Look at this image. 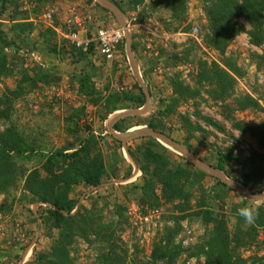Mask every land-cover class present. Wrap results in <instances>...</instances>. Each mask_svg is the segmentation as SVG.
<instances>
[{
  "label": "trees",
  "instance_id": "1",
  "mask_svg": "<svg viewBox=\"0 0 264 264\" xmlns=\"http://www.w3.org/2000/svg\"><path fill=\"white\" fill-rule=\"evenodd\" d=\"M46 1L35 0L37 8L33 10V14L41 13V8ZM110 1L124 14L143 2V0ZM151 1L154 12L161 10L170 14L168 21L162 19L168 31L177 32L181 29L185 32L192 31L193 25L186 24L188 10L186 0ZM8 3V0H0L2 8L0 16L8 11ZM199 3L206 20L200 34L206 46L217 53L221 63L200 61L194 87L175 77L171 81L172 98L169 101L162 100L163 108L148 119L139 121L140 125L148 126L156 132L169 136L167 119L177 114L178 107L182 103L197 100L203 94H207L211 101L222 104L224 119L233 121L232 126L235 129L242 134H250L264 149V126L250 127L244 122L234 121L236 112H264V107L260 103V100L264 102V86L260 89H257V86L252 87V92L258 96L259 101L248 94L237 96L238 80L244 79L247 72L238 65L235 58L227 56L229 48L241 35L247 36L251 47L264 50V0H199ZM97 7L109 14L98 4ZM34 29L28 17H23L14 25V33L18 35L19 45L22 39L30 37ZM50 38L56 39V34L48 29L43 39L49 43ZM0 43L3 46H0V78L18 77L16 88L7 89L0 96V123L4 125V130L0 131V197L11 195L23 181V191L26 194L22 200L29 204L39 203L48 206L43 207L40 214L47 231L53 238L51 247L47 251L36 252L30 264H78L79 241H83L95 252L94 264H179L184 253H188L190 257L205 256L207 264H264V257L244 259L241 255V251L257 244L259 231L264 229V203L257 207L258 215L247 229L243 228V220L238 216V222L234 225V231L231 234L226 216L222 212L218 215L214 208L217 201L225 203L234 190L217 179L211 190H204L202 183L209 177L208 175L199 171L183 157L181 159L184 164L172 162L169 149L159 143H157L159 147H154L150 141L145 144V147H138L136 152L129 151L142 174V184L139 188L137 187L141 191L140 200L148 209L172 205L173 214L165 217L167 221L163 233L160 234L161 240L154 245L149 259L145 261L136 257L130 261L129 250L123 247L118 234L120 230L124 231V226L128 224L125 208L116 205L114 208L116 218L109 221L98 215L95 208L88 210L83 206L79 207L78 200L70 197L75 187L84 185L97 188L108 177L105 157L96 135L89 127H86V136L79 137L85 126L81 122L85 118L86 107L75 109L64 120L67 133L75 137L74 142L68 143L66 147L48 156L38 153L35 140L25 135L14 121L15 107L17 102L28 94L41 86L56 83L58 78L55 73L40 67L28 69L23 61L17 63L19 68H12L11 64L14 62L5 54L6 48L11 44L6 42L3 33H0ZM123 46L124 44L122 49ZM17 48L20 49V47ZM56 48L57 45H54V52L57 51ZM176 48L177 46H174V49ZM133 50L137 52L135 43ZM70 52L78 61L95 55L93 46L88 54L73 46ZM188 54L189 51H186L184 55L177 53L173 56L178 60L180 55L186 58ZM250 61L261 71L264 67V54L260 55L257 51H252ZM73 80L78 83L79 95L86 100V103L101 107L103 112L101 119L104 122L111 114L119 110H137L146 104V96L138 85V92L112 91L107 87L105 90L108 94L104 97L96 88L91 73L76 74ZM196 116L208 125L220 131L224 130L212 119L201 117L199 112H196ZM177 119L186 134V141L182 145L196 155L190 145L191 140L195 139L197 132H202V136H209V134L203 131L199 124H194L189 116L179 115ZM128 122V119L121 121L115 126V130L119 133L127 132L131 128ZM37 154H40V161L45 160L42 165L45 176H42L39 169L26 170L19 165V161L31 160ZM230 160L238 162L240 159L233 157L232 152L219 153L217 164L213 168L230 176L226 170V163ZM239 163L245 164V161L240 160ZM246 164L249 172L243 175L241 184L246 189H250L251 185L255 186L264 182L262 155L254 154V157ZM132 172L133 168L130 166L123 180L130 179ZM235 180L240 181L238 178ZM196 192L201 194L194 206L192 202L196 198ZM242 201L244 205L248 203L247 200L242 199ZM15 202L13 200L12 204L7 206L8 213L11 212ZM238 208L240 205H235L234 213L237 214ZM0 209L3 212L4 209L1 207ZM143 212L146 214V211ZM183 221H200L203 226L211 227L202 236L201 243L189 250L183 249L181 244L175 242L183 231L181 225ZM170 222H174V226L168 225ZM136 254H140L139 249H136Z\"/></svg>",
  "mask_w": 264,
  "mask_h": 264
},
{
  "label": "rangeland",
  "instance_id": "2",
  "mask_svg": "<svg viewBox=\"0 0 264 264\" xmlns=\"http://www.w3.org/2000/svg\"><path fill=\"white\" fill-rule=\"evenodd\" d=\"M8 1V11L0 16V33H3L6 42L11 44L5 50V54L14 62L11 67L19 68L17 63L23 61L28 69L40 67L43 70L55 73L58 78L56 83L50 86H41L18 101L13 116L14 121L25 132V135L27 134L30 139L35 140L37 152L48 156L52 152L66 147L68 143L75 141V137L67 133L64 120L75 109L82 106L86 107L85 118L81 122L85 126H83L84 130L79 134V137L86 136V127H89L96 135L105 157L108 177L97 188L84 185L75 187L70 197L78 200L79 207L83 206L88 210L95 208L98 215L109 221L116 218L115 206H123L128 224L124 226V231L120 230V233H118L122 245L128 248L130 261L136 259V257L147 261L152 254L154 245L161 240L160 234L163 233L167 221L165 217L173 214V207L172 205H165L158 209H148L146 205L144 206L140 200L141 191L138 189L142 184V174L136 167L129 151L136 152L138 147H145V144L149 141L154 147H157L159 142L151 137H141L124 145L111 134L109 135L105 129V127L107 128V120L114 114L124 111L131 112V110L115 112L104 122L101 119L103 116L101 107H94L86 103V100L79 95L78 83L73 80V76L76 74L91 73L96 88L102 92L104 97L108 94V91L105 90L107 87L112 91L131 90L138 92L137 87L141 88V86L131 70V62L129 63L125 52L126 44L124 43L123 49L121 46L120 55L117 59L108 63L97 56H90L88 59L78 61L74 56L69 55L68 50L66 51V49L72 47L67 41L60 40L59 42L50 38L48 43L43 39V35L48 29L53 31L54 26H63L65 19L71 16V12L83 15H86V13L93 14L95 19L98 20L93 24L94 28H98L103 23L110 25L118 22L112 14H110L112 16L107 15L97 7L94 0L91 2L88 0H47L41 8L42 12L38 14H33V10L37 8L35 0ZM152 3L151 0H143L141 4L124 14L126 19H130L134 12H137L138 15L136 16L137 22L132 24V27H134V31L131 32L132 49L135 43L137 52L134 53L136 54V63L139 64L137 68H139L146 89L150 94L151 109L146 115L127 118L131 128L121 134H126L134 129L139 131L149 128L140 125V122L142 119H148L155 112L161 110L163 108L162 100L169 101L172 98L171 81L175 77H179L187 85L194 87L200 61L221 63L217 53L206 46L203 36L200 34L206 20L199 0H186L188 7L186 24L193 25L192 31L189 32L182 29L177 32L168 31L162 19L168 21L170 14L161 10L154 12L151 8ZM137 8L140 10L138 11ZM1 10L0 5V13ZM23 17H28V21L33 23L35 29L30 37L22 39L19 45L18 35L14 33V25L19 23ZM195 29L198 30V35L195 34ZM54 45L64 47L66 52L63 49L60 54L55 53L53 51ZM0 46H2L1 43ZM174 46H177V48L174 49ZM17 47H20V49L18 50ZM186 51H189L186 58L180 55V59L177 60L173 56L177 53L184 55ZM252 51H257L260 55L264 54V50L250 46L246 35H241L231 45L227 56L235 58L238 65L247 72L244 79L238 80L236 95L248 94L258 100V96L252 92V87L257 86V89H260L264 86V67L259 71L256 64L250 61ZM17 84L18 77L16 76L0 78V96L7 89H15ZM260 103L264 107V102L260 100ZM142 109L140 110L142 111ZM196 112H199L203 118L212 119L224 130L220 131L208 125L203 119L196 116ZM223 112L221 103H214L207 94H203L197 100L182 103L178 107L177 114L167 119V130L170 132L167 136L182 145L186 141V134L177 118H179V115L189 116L194 124H199L203 131L209 134V136H202V132H197L195 139L191 140L190 145L196 152V156L213 167L217 164L219 153L229 154L232 152L233 157L245 161V164H240V160L238 162L230 160L226 163V170L230 176L225 174L232 180L238 178L240 180L238 183L241 184V178L249 172L246 163L254 157V154L262 155L264 159V149L258 145L250 134H242L238 129H235L232 126L233 121L224 119ZM127 116L121 115L120 118ZM234 119L236 123L241 121L250 127L264 126V112L260 111L236 112ZM3 130L4 125L0 123V131ZM107 130L109 131L108 128ZM160 145L168 149L165 143ZM244 148L248 149L243 150ZM169 152L172 162L184 164L179 154L172 150H169ZM39 155H34L28 161H19V165L26 170L39 169L42 176H45L42 170L45 160L40 161ZM130 166H132L134 174L130 179L123 180ZM23 184L22 181L18 189L12 191L11 195L0 197V207L4 209L3 212L0 209V264H30L34 260L36 252L47 251L52 245L53 238L47 231L43 217L40 214L41 209L48 206L39 203L29 204L22 200L26 194L23 191ZM202 185L204 190H211L215 185V178L207 177ZM240 191L246 197L249 195L248 193L245 194L246 192L244 191V193L242 189ZM248 191L257 196L263 195L264 182L255 186L251 185ZM200 194V192H196V198L192 202L194 206H196ZM242 199L246 200L234 191L225 203L217 201L214 208L218 215L222 212L226 216L231 234L234 231V225L238 222V215L233 210L235 205L257 209L264 201V198L259 199L257 202L252 200L254 203L247 200L248 203L244 205ZM13 200L16 202L11 212L8 213L7 206L12 204ZM155 210L159 211V214L154 216L151 222L145 223L140 219ZM143 211H146V214ZM168 225L174 226V222H170ZM181 225L183 231L175 239V242L181 244V247L185 250L199 245L202 236L211 229V227L203 226L200 221H183ZM242 225L245 229L251 226L244 220ZM79 243L78 264H94L95 252L83 241H79ZM136 249H139V255L136 254ZM241 255L244 259L257 256L264 257V229L259 231L257 244L252 248L241 251ZM179 264H207V260L205 256L190 257L188 253H184L179 260Z\"/></svg>",
  "mask_w": 264,
  "mask_h": 264
},
{
  "label": "water",
  "instance_id": "3",
  "mask_svg": "<svg viewBox=\"0 0 264 264\" xmlns=\"http://www.w3.org/2000/svg\"><path fill=\"white\" fill-rule=\"evenodd\" d=\"M94 1L100 7H102L105 10H107L109 13H111L118 20V23L120 24L121 27H123V28L126 27L125 15H124V13L121 10H119L115 6V4H113L110 0H94ZM125 44H126V48H127L128 60L132 61L133 64L135 65L136 64V58H135L134 52L132 50V36L128 32H126ZM137 73L141 76L139 68H138ZM134 76L136 77L137 81L139 82L141 88L143 89V91L145 93V96H146L145 107L146 108L143 109L142 111L140 109L131 110L130 115H128L127 117L116 119L114 121L113 125H112V128H111V131H113V132L110 133V134L116 140L120 141L124 145L128 144L130 141H132L134 139H138V138H141V137H151V138L156 139L160 144L165 143L168 146L169 150H172L176 154H179V156L183 157L187 162L192 164L199 171H201V172L205 173L206 175H209V176L219 180L221 183L225 184L227 187H229L232 190L236 191L244 199L249 200L250 202H253L252 200H250L252 198L249 199L248 197H246V195L241 193L240 189L246 191V194L248 192L250 196H254L256 194L250 193L248 191V189H246L243 185H241L238 182H236L235 180H232L229 177H227V175L224 172H222L220 170H217V169L213 168L212 166L204 163L194 153H192L190 150H188L183 145L173 141L172 139H170L164 133L156 132L155 130H153L151 128H146V129H142V130H139V131H135L133 133H130V131H129L126 134L119 133V135H116L115 126L120 121H122L124 119H127V118L139 117V116L146 115L151 109L150 94H149L148 90L146 89V86L144 84V81H143L142 77H139L135 73H134ZM262 203H264V201Z\"/></svg>",
  "mask_w": 264,
  "mask_h": 264
},
{
  "label": "built area",
  "instance_id": "4",
  "mask_svg": "<svg viewBox=\"0 0 264 264\" xmlns=\"http://www.w3.org/2000/svg\"><path fill=\"white\" fill-rule=\"evenodd\" d=\"M137 9L138 11L140 10L139 8ZM136 16H138L137 12H134L131 18L126 20L125 28L116 23L100 26L95 31V34L87 39H83L81 36L82 34H86L88 32L86 21L76 19V28L70 27L66 32L62 30L65 33L64 39L71 46L78 50H82L86 54L89 53L91 47L93 46L94 51L100 56L101 59L111 63L115 61V59H117V57L120 55L121 46L125 43L126 32L131 34V32L134 31L132 24L137 22ZM195 34L198 35L197 29H195ZM247 149L248 148H244L243 150ZM158 214L159 211L155 210L145 216H142L140 219L145 223H149L151 222L152 218Z\"/></svg>",
  "mask_w": 264,
  "mask_h": 264
},
{
  "label": "crops",
  "instance_id": "5",
  "mask_svg": "<svg viewBox=\"0 0 264 264\" xmlns=\"http://www.w3.org/2000/svg\"><path fill=\"white\" fill-rule=\"evenodd\" d=\"M102 8V7H101ZM103 9V8H102ZM105 10V9H104ZM107 11V10H106ZM108 12V11H107ZM86 13V12H85ZM109 13V12H108ZM109 14H111V13H109ZM109 14H107V15H109ZM126 18V17H125ZM76 19H81V20H83V21H86V26L88 27V32L86 33V34H82L81 36H82V38L83 39H87V38H89V37H91L92 35H94L95 34V31L100 27H98V28H94L93 26V24H95L98 20H96L95 19V16L93 15V14H91V13H86V15H83V14H80V13H77V14H74L73 12H71V16L70 17H67L66 19H65V23H64V25L63 26H61V27H57V26H54L52 29H53V31L55 32V34H56V40H58L59 42H60V40H62L63 42H65L66 40L64 39L63 40V38H64V35H65V33L64 32H66L67 31V29H69L70 27H72V28H76V25H75V21H76ZM115 20H116V22H118V20L115 18ZM116 24H118V25H120L119 23H116ZM103 25H105L104 23L103 24H101V26H103ZM111 25V24H110ZM93 27V28H92ZM62 30H64V32L62 31ZM58 48V49H57ZM57 51L56 52H58L57 54H60L61 53V51H63V49H64V47H62L61 48V46H59V45H57ZM66 48V47H65ZM68 50V52H70V49H66V51ZM133 50V49H132ZM64 51H65V49H64ZM65 51V52H66ZM55 52V53H56ZM125 52L127 53V48H125ZM134 52V51H133ZM69 55H71V56H73L72 55V52H70V54ZM95 57L97 56V57H99L100 58V56L95 52V55H94ZM134 56H136V54L134 53ZM74 58H76V56L74 55ZM136 58V57H135ZM101 59V58H100ZM78 60V59H77ZM129 63H130V60H129ZM138 63V62H137ZM137 66L139 67V64H137ZM132 70V69H131ZM140 71V70H139ZM141 74V73H140ZM133 75H134V73H133ZM135 77V76H134ZM142 77V76H141ZM135 79H136V77H135ZM136 81H137V79H136ZM138 82V81H137ZM139 84V83H138ZM123 110H130V109H122V110H119V111H123ZM132 110V109H131ZM118 112V111H117ZM121 122V121H120ZM119 122V123H120ZM117 125V124H116ZM105 126V125H104ZM105 129H106V131H107V133H109V135H110V132L107 130V128L105 127ZM116 131V130H115ZM117 132V131H116ZM132 174H134V172L132 173ZM132 177V176H131ZM248 193V192H247ZM249 194V193H248ZM247 197H249V195H247ZM250 198V197H249Z\"/></svg>",
  "mask_w": 264,
  "mask_h": 264
},
{
  "label": "bare ground",
  "instance_id": "6",
  "mask_svg": "<svg viewBox=\"0 0 264 264\" xmlns=\"http://www.w3.org/2000/svg\"><path fill=\"white\" fill-rule=\"evenodd\" d=\"M127 20V19H126ZM131 62V68H132V72H134L136 75H138L139 77H141L138 73H137V71H138V68H137V63L134 65L133 64V62L132 61H130ZM146 107H144L143 109H145ZM142 109V110H143ZM130 112H128V111H124V112H121V113H117V114H114V115H112L108 120H107V124H106V126H107V128L109 129V131L112 133L113 131H111V128H112V125H113V123H114V121L116 120V119H118V118H120V116L122 115V116H127V114H129ZM134 131H136V129H134L133 131H131L130 133H133ZM116 133V135H119V132H115ZM244 192V191H243ZM245 193V192H244ZM246 194V193H245ZM249 197L250 198H252V199H256L255 201L257 202L259 199H263L264 198V194L263 195H260V196H258V197H254V196H250L249 195Z\"/></svg>",
  "mask_w": 264,
  "mask_h": 264
},
{
  "label": "clouds",
  "instance_id": "7",
  "mask_svg": "<svg viewBox=\"0 0 264 264\" xmlns=\"http://www.w3.org/2000/svg\"><path fill=\"white\" fill-rule=\"evenodd\" d=\"M254 197H258L257 195H254ZM255 201L256 199H250ZM237 215L241 217L247 224L251 225L254 223L257 215H258V209L248 206H243L237 209Z\"/></svg>",
  "mask_w": 264,
  "mask_h": 264
}]
</instances>
